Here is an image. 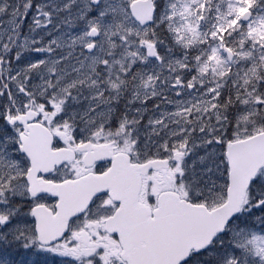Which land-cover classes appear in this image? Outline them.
Here are the masks:
<instances>
[{"label": "rangeland", "instance_id": "1", "mask_svg": "<svg viewBox=\"0 0 264 264\" xmlns=\"http://www.w3.org/2000/svg\"><path fill=\"white\" fill-rule=\"evenodd\" d=\"M132 1L0 0V264L51 262L35 243L30 213L18 206L25 199L19 182L25 162L18 130L4 120L7 111L43 109L58 118L55 125L119 136L138 157L178 150L175 187L211 208L225 200L226 142L264 129V104L257 102L264 99V47L252 39H264V0H154L158 11L145 27L132 19ZM245 10L251 12L246 22ZM226 21L234 58L228 62L222 53L218 65L208 59V43ZM91 29L97 38L88 36ZM42 40L53 52L34 55ZM148 44L161 49L160 61L145 56ZM224 92L238 104L233 115L219 105ZM261 202L264 169L227 235L188 264H264L257 251L264 241L252 242L264 237Z\"/></svg>", "mask_w": 264, "mask_h": 264}, {"label": "water", "instance_id": "2", "mask_svg": "<svg viewBox=\"0 0 264 264\" xmlns=\"http://www.w3.org/2000/svg\"><path fill=\"white\" fill-rule=\"evenodd\" d=\"M133 20L140 26L153 21L156 6L153 0H134L129 5ZM251 12L246 10L242 21H248ZM89 36L96 38L98 31L91 29ZM86 51L91 52L92 46ZM147 56L156 57L153 46L146 50ZM231 62L234 54L225 53ZM24 119L17 118L10 122ZM35 134L30 141L22 140L20 151L30 161V172L38 171L43 165L44 148L36 140ZM228 161V180L226 202L209 211L203 205H193L181 200L176 193L163 192L158 197L157 207L152 211L138 202L140 174L144 175L153 163L124 167L115 170L112 167L92 183L76 181L77 188L73 191L67 184L55 192L48 189L52 196L58 198L57 212L42 207L33 209L36 221V234L41 244H51L64 233L67 221L82 212L91 199L106 190L109 196L120 207L110 219V232L115 233L120 241L121 258L126 264H182L191 251L195 253L205 250L212 240L223 233L228 221L239 212L246 190L258 171L264 166V131L247 139L230 142L225 152ZM179 159V156H175ZM153 216V217H152Z\"/></svg>", "mask_w": 264, "mask_h": 264}, {"label": "flooded vegetation", "instance_id": "3", "mask_svg": "<svg viewBox=\"0 0 264 264\" xmlns=\"http://www.w3.org/2000/svg\"><path fill=\"white\" fill-rule=\"evenodd\" d=\"M34 124L44 127L43 131L52 142V149H65L68 159L48 175L43 173L35 176L42 182L61 183L75 181L89 174H100L106 171L112 163L111 157L128 158L133 162H147L148 151L141 158H136L131 148L119 138H103L95 132H83L77 129L55 127V119L47 117L41 111L37 112ZM17 126V125H16ZM20 127V126H18ZM26 136V134H23ZM167 153L149 158L166 159ZM172 168V163L170 164ZM169 167V168H170ZM25 174L23 184L27 188ZM153 177V180L151 179ZM152 180V181H151ZM174 172L167 170L151 171L142 179L139 200L153 208L156 205L155 183L157 188L175 189L172 186ZM56 199L48 194L31 197L28 190L23 202L24 209H32L35 205H45L54 212ZM118 204L110 200L107 193L93 198L88 208L68 222L66 232L60 239L49 246L42 247L44 254L51 259L50 264H125L120 256L121 248L116 235L111 234L107 220L116 211Z\"/></svg>", "mask_w": 264, "mask_h": 264}, {"label": "snow or ice", "instance_id": "4", "mask_svg": "<svg viewBox=\"0 0 264 264\" xmlns=\"http://www.w3.org/2000/svg\"><path fill=\"white\" fill-rule=\"evenodd\" d=\"M227 23L228 22L226 21L225 25L218 24L215 26L214 30L211 32L212 42L208 43V46L211 48V54L209 55L208 59L209 61L215 60V62L218 65L225 62L222 53H228L229 55L234 54V49L227 46V42L224 39V35L228 32V27L226 26ZM252 39L254 44L258 43L262 47H264V39L257 40L255 36H253ZM217 41H218V46L216 44ZM200 42L204 43L205 41H200ZM241 46L246 47V43L244 41H241ZM197 59H199V57H197ZM221 75H223V73H221ZM257 102L259 104H264V99L258 98ZM257 207L259 209L264 210V202H261L259 205H257ZM257 240L264 241V237L254 236L252 242L255 244ZM257 251L264 254V249L260 248L259 246H257ZM229 264H236V261L231 260L229 261Z\"/></svg>", "mask_w": 264, "mask_h": 264}, {"label": "trees", "instance_id": "5", "mask_svg": "<svg viewBox=\"0 0 264 264\" xmlns=\"http://www.w3.org/2000/svg\"><path fill=\"white\" fill-rule=\"evenodd\" d=\"M224 94L226 95V93L224 92L223 95H221V97L219 98V104L221 105V107H229L231 109V113L233 115V112L235 111V109H238V104H231L230 103V99L227 97L224 99ZM230 95V94H229ZM232 119H230L231 121ZM262 121L264 122V118L262 119Z\"/></svg>", "mask_w": 264, "mask_h": 264}, {"label": "bare ground", "instance_id": "6", "mask_svg": "<svg viewBox=\"0 0 264 264\" xmlns=\"http://www.w3.org/2000/svg\"><path fill=\"white\" fill-rule=\"evenodd\" d=\"M40 43L44 44V45L41 46L40 49H38L35 52H33L34 55H36V54L44 55V54H50L51 52H53V50L51 48H49V46H47L46 43L43 40ZM62 51L64 52L63 54L66 53L65 50H62Z\"/></svg>", "mask_w": 264, "mask_h": 264}]
</instances>
